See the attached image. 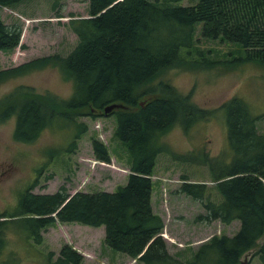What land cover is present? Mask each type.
I'll use <instances>...</instances> for the list:
<instances>
[{
	"label": "trees",
	"instance_id": "1",
	"mask_svg": "<svg viewBox=\"0 0 264 264\" xmlns=\"http://www.w3.org/2000/svg\"><path fill=\"white\" fill-rule=\"evenodd\" d=\"M20 1L0 0V6ZM180 1L87 0V16L68 20L77 39L67 53L36 56L0 69L3 80L54 66L72 82L67 97L38 93L27 86L2 96L0 121L14 114V139L32 141L44 127L64 118L63 127L70 126L71 134L63 149L72 151L86 130L75 117L104 115L103 106L117 102L123 106L107 115H114L113 135L129 156L126 181L112 191L68 194L60 185L53 192H32L35 181L29 184L10 210L0 211V264H26L24 258L37 264H79L81 253L67 243L60 245L55 257L52 250L41 248V230L55 220L102 225L106 246L142 264H241V256L250 249L264 264V241L256 243L264 235V132L255 129V121L264 114L253 115L241 98L232 96L216 108L223 112L228 161L200 148L174 156L204 162L209 170L212 187L182 174L177 188L200 202L203 211L195 219L225 224L237 219L234 233L211 235L189 259L181 260L167 250L160 234L163 221L150 203L151 174L162 150L160 135L175 124L186 131L215 110L197 106L189 93L179 92L159 76L172 67L226 64L234 56L213 59L195 48V24L199 23L202 37L237 44L235 61L264 66V0ZM57 3L52 0V6ZM19 34L18 25L10 28L0 18V50L17 45ZM90 145L96 159L109 161L101 140L92 137Z\"/></svg>",
	"mask_w": 264,
	"mask_h": 264
},
{
	"label": "rangeland",
	"instance_id": "2",
	"mask_svg": "<svg viewBox=\"0 0 264 264\" xmlns=\"http://www.w3.org/2000/svg\"><path fill=\"white\" fill-rule=\"evenodd\" d=\"M180 2L184 4L190 0ZM81 16H87V0H58L54 6L52 0H21L11 7L0 6L2 22L10 28L14 25L20 27L17 45L10 50H0V69L49 53L64 55L77 39L68 27V20ZM195 26V48L209 53L213 59L234 56L226 64L210 68L172 67L159 76L179 92L189 93L197 106L215 109L207 117L192 122L186 131L175 124L159 137L162 150L155 158L151 174L150 203L163 221L160 234L165 239L167 250L181 260L189 259L198 244L211 235H231L239 222L233 219L225 224L217 219L209 222L195 219L203 209L197 199L178 191L181 175L185 174L191 181H204L211 187L213 182L204 162L193 158L181 161L174 156L200 148L209 156L228 161L230 150L223 112L216 109L225 99L239 97L247 103L253 115L264 114V66L235 61L237 44L202 37L198 32L199 23ZM17 86L67 97L72 82L63 79L54 66L32 69L0 80V98ZM75 119L84 122L86 130L80 134L72 151L63 149L71 134L70 126L63 127L67 122L64 118L57 119L52 127H44L32 141L13 138L14 114L0 121V211L10 210L19 194L34 181L30 188L32 192H53L63 185L68 194L75 191H112L116 185L126 181L129 156L125 146L113 135L114 115L91 118L82 114ZM255 129L264 132V115L255 121ZM92 137L106 145L108 162L94 157L90 145ZM53 148L59 150L53 152ZM41 234V248L52 250L53 257L60 245L67 243L81 253L79 264H142L136 258L106 246L102 241V225L55 220L42 229ZM262 241L264 235L256 240L257 245ZM10 242L14 243V235H11ZM252 250L241 256L243 264H260ZM22 260L26 264H37L30 259Z\"/></svg>",
	"mask_w": 264,
	"mask_h": 264
},
{
	"label": "water",
	"instance_id": "3",
	"mask_svg": "<svg viewBox=\"0 0 264 264\" xmlns=\"http://www.w3.org/2000/svg\"><path fill=\"white\" fill-rule=\"evenodd\" d=\"M141 103V102H140ZM123 105L121 103H117V102H112V103H108L106 105L103 106L102 111L103 114H107L110 110L114 109V108H118V107H122ZM243 264V262H241Z\"/></svg>",
	"mask_w": 264,
	"mask_h": 264
}]
</instances>
